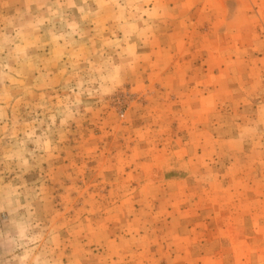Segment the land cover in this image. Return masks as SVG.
I'll return each mask as SVG.
<instances>
[{"label": "rangeland", "instance_id": "374dc122", "mask_svg": "<svg viewBox=\"0 0 264 264\" xmlns=\"http://www.w3.org/2000/svg\"><path fill=\"white\" fill-rule=\"evenodd\" d=\"M0 264H264V0H0Z\"/></svg>", "mask_w": 264, "mask_h": 264}]
</instances>
